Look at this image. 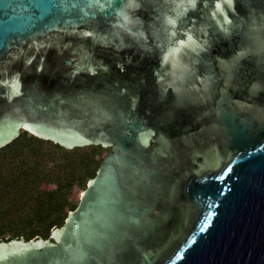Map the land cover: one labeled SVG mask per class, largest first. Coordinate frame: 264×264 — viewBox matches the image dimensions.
Here are the masks:
<instances>
[{"label":"water","instance_id":"water-1","mask_svg":"<svg viewBox=\"0 0 264 264\" xmlns=\"http://www.w3.org/2000/svg\"><path fill=\"white\" fill-rule=\"evenodd\" d=\"M20 130L109 152L0 264H264V0H0V147Z\"/></svg>","mask_w":264,"mask_h":264},{"label":"trees","instance_id":"trees-1","mask_svg":"<svg viewBox=\"0 0 264 264\" xmlns=\"http://www.w3.org/2000/svg\"><path fill=\"white\" fill-rule=\"evenodd\" d=\"M101 146L66 149L20 130L0 147V243L47 240L60 228L103 158ZM81 191V192H82Z\"/></svg>","mask_w":264,"mask_h":264},{"label":"snow or ice","instance_id":"snow-or-ice-1","mask_svg":"<svg viewBox=\"0 0 264 264\" xmlns=\"http://www.w3.org/2000/svg\"><path fill=\"white\" fill-rule=\"evenodd\" d=\"M12 87L14 89V94H18V92H19V84L17 82H14ZM84 142L87 143V141H84ZM144 142L147 143V139H145ZM208 226H209L208 223L203 224L201 226V232L205 231Z\"/></svg>","mask_w":264,"mask_h":264},{"label":"rangeland","instance_id":"rangeland-1","mask_svg":"<svg viewBox=\"0 0 264 264\" xmlns=\"http://www.w3.org/2000/svg\"><path fill=\"white\" fill-rule=\"evenodd\" d=\"M104 150H106L107 148H104V147H102ZM107 152H105V151H102V155H101V157L103 158L104 156H105V154H106ZM81 189H79V188H76L75 189V192H74V200L75 201H77V200H79V197H80V194H81Z\"/></svg>","mask_w":264,"mask_h":264}]
</instances>
